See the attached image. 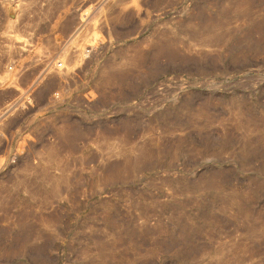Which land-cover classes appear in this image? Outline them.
Masks as SVG:
<instances>
[{"label":"rangeland","instance_id":"374dc122","mask_svg":"<svg viewBox=\"0 0 264 264\" xmlns=\"http://www.w3.org/2000/svg\"><path fill=\"white\" fill-rule=\"evenodd\" d=\"M0 264H264V0H0Z\"/></svg>","mask_w":264,"mask_h":264},{"label":"built area","instance_id":"2783aa9c","mask_svg":"<svg viewBox=\"0 0 264 264\" xmlns=\"http://www.w3.org/2000/svg\"><path fill=\"white\" fill-rule=\"evenodd\" d=\"M59 66H61V64Z\"/></svg>","mask_w":264,"mask_h":264}]
</instances>
